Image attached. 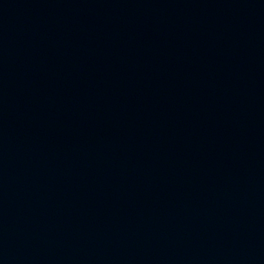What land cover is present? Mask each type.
Wrapping results in <instances>:
<instances>
[{"label":"water","instance_id":"1","mask_svg":"<svg viewBox=\"0 0 264 264\" xmlns=\"http://www.w3.org/2000/svg\"><path fill=\"white\" fill-rule=\"evenodd\" d=\"M0 264H264V0H0Z\"/></svg>","mask_w":264,"mask_h":264}]
</instances>
